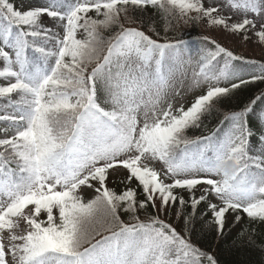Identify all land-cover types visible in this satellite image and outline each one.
Segmentation results:
<instances>
[{
    "label": "snow or ice",
    "instance_id": "obj_1",
    "mask_svg": "<svg viewBox=\"0 0 264 264\" xmlns=\"http://www.w3.org/2000/svg\"><path fill=\"white\" fill-rule=\"evenodd\" d=\"M180 22L264 48V0H0V264H217L198 217L264 223V55Z\"/></svg>",
    "mask_w": 264,
    "mask_h": 264
},
{
    "label": "trees",
    "instance_id": "obj_2",
    "mask_svg": "<svg viewBox=\"0 0 264 264\" xmlns=\"http://www.w3.org/2000/svg\"><path fill=\"white\" fill-rule=\"evenodd\" d=\"M200 28V24L190 23V28L187 32L189 33V37L186 38L205 35L201 33ZM181 33H185V31H183L179 23L169 35L178 36ZM262 55H264V48L256 59H260ZM261 87H264V85ZM249 88L252 95H255L259 91L255 85H250ZM248 94L245 93L244 95ZM211 127H214V123L209 126V129ZM188 134L190 136L201 135L202 130L192 129ZM125 175L126 173L115 178H110L108 182L109 187L115 188L118 192L121 191V179ZM172 220L176 223L174 216ZM182 227V222H180L179 228L182 229ZM243 229L247 230L241 235ZM191 239L197 247L213 255L217 260V264H264V223H250L246 215L243 222L236 223L233 214L229 212L223 236L217 234L214 228L210 227L207 222H201L198 217L194 224Z\"/></svg>",
    "mask_w": 264,
    "mask_h": 264
},
{
    "label": "rangeland",
    "instance_id": "obj_3",
    "mask_svg": "<svg viewBox=\"0 0 264 264\" xmlns=\"http://www.w3.org/2000/svg\"><path fill=\"white\" fill-rule=\"evenodd\" d=\"M15 5L19 8L22 5H27L30 2H35V0H13ZM181 28L183 31L188 32L190 28L189 24H184L183 22H180ZM201 25V33L214 37L217 39L218 42H220L223 46L229 47L230 49H235L237 53H241L243 55H246L249 58H258L260 56L261 51L263 50L262 47L257 46V44L254 43H247L241 40L238 37L233 36H225L223 32L216 31V30H210L206 25ZM125 172L123 171H117L109 176L110 178H115L117 176L123 175ZM91 193L89 190L85 189L84 196L85 198L90 197Z\"/></svg>",
    "mask_w": 264,
    "mask_h": 264
}]
</instances>
